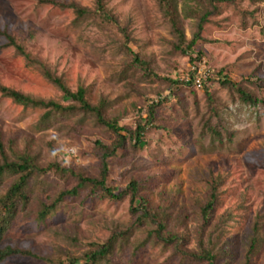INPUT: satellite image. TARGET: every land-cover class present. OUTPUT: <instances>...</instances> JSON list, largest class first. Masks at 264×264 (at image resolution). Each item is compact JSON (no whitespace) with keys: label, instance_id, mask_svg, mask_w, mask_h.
I'll use <instances>...</instances> for the list:
<instances>
[{"label":"rangeland","instance_id":"374dc122","mask_svg":"<svg viewBox=\"0 0 264 264\" xmlns=\"http://www.w3.org/2000/svg\"><path fill=\"white\" fill-rule=\"evenodd\" d=\"M93 8V0H56ZM116 23L101 26L89 18L80 23L70 10L38 0H0V88L36 100L72 102L36 66L8 46L10 35L25 52L60 77L71 92L87 88V99L109 103L106 116L123 128L126 146L109 159L107 185L118 191L131 181L142 186L152 210L167 216L166 234L184 238L183 248L217 254L216 264H245L252 228L260 224V244L250 264H264V106L239 99L234 85L264 100V3L235 0L216 5L200 39L184 54L159 0H105ZM176 6L186 41L196 33L200 11L192 0H170ZM206 1V0H201ZM126 45L148 68L137 70L125 54ZM203 67L208 73L200 89L172 86ZM226 79L230 84L223 86ZM209 93V95L207 94ZM208 96L211 102H208ZM156 110L155 129L135 146L142 110ZM42 109L24 108L0 93V135L13 161L27 153L42 165H70L90 177L99 171L94 143L110 145L114 136L81 115L42 124ZM7 176L0 195L11 185ZM74 183L53 175L32 181V194L0 242V249L19 248L35 257L14 256L0 264H60L81 257L88 245L103 244L114 233L130 231L107 264H204L174 256L170 247L150 239L153 226L133 225L129 198L120 202L90 199L85 193L67 198L43 222L36 216ZM212 185L217 204L207 223L202 209ZM202 244L200 246V243Z\"/></svg>","mask_w":264,"mask_h":264},{"label":"trees","instance_id":"16d2710c","mask_svg":"<svg viewBox=\"0 0 264 264\" xmlns=\"http://www.w3.org/2000/svg\"><path fill=\"white\" fill-rule=\"evenodd\" d=\"M192 1L196 4L197 9L200 11L201 7L203 12H201L198 17V23L196 26L197 31L193 35L192 40L186 41L179 26L176 6L173 5L170 0H159V3L163 8V14L171 24L172 33L176 39L177 47L184 54L189 53L194 44L199 41L202 27L208 17L213 14V11L216 12V5L233 3L235 0ZM250 1L254 4L264 3V0ZM38 2L43 5H51L63 10L72 11L76 23L84 22L89 18L99 19V25L104 27L116 23L114 17L106 10L105 0H93V8L90 9L80 7L76 4L64 5L58 3L56 0H38ZM209 9L213 10L212 13L209 12ZM3 36L8 41V46L12 47L16 54L23 57L26 64L38 67L47 81L64 94L72 104L69 106H63L51 100H36L14 90L1 87L0 93L3 98L10 99L14 104L24 108L44 110L45 113L43 114L44 119L42 120V124L49 121L55 114H58L60 119H66L73 115H81L83 121V119L88 117L94 121L96 127L105 129L111 133L115 140L110 145H104L99 141L94 143V148L99 152L100 165L97 176L90 177L84 172L74 169L70 165L63 166L57 162L42 166L37 162L35 157L28 155L27 153L21 154L17 156L15 160L10 161L6 156L5 147L3 146L0 135V185L5 177L11 176L13 178V181L6 192L0 195V242L4 239L6 233L11 228L17 215L22 212L28 204L32 194L30 183L39 180L41 177L53 175L64 181H70L74 183V185L70 189L61 191L49 205L41 204V208L36 216L37 222H43L56 210L58 205L63 203L67 198H76L80 196L81 193H85L86 197L90 199H98L101 201L107 200L111 202H120L125 198H129L130 214L135 218L136 222L133 227L137 224L139 226L145 224L153 226V229L147 230L148 237L154 239L158 244L164 247H170L174 256L180 257L184 261L190 263L216 264L217 260L220 258L217 254H214L210 250L206 251L202 248L197 252L185 250L183 248L185 242L184 238L176 234H166L167 216L163 212L151 209L147 197L140 195V190L142 189L140 183L137 181H131L121 191L107 185L109 159L116 156L118 151L125 148L127 140L126 137L121 134L123 128L118 125V121L116 119H109L106 116V112L109 109V103L101 99L96 105H92L87 99L88 90L83 86H79L75 92H71L60 77L54 75L42 63L32 59V57L25 52L23 46L17 44L10 35L4 33ZM122 48L125 54L131 59V65L137 70L145 71L148 68L146 62L140 60L138 55L128 49L126 45H123ZM221 84L225 86L230 83L227 82L226 79H223ZM171 85L192 87L190 84L185 83L184 80L171 83ZM233 87L242 103L252 107L264 106V100L258 99L253 93L247 91L245 88L243 89L238 85H234ZM207 94L209 95V93ZM169 100V97L165 98L161 102L150 104L144 109V111L142 110L146 115V118H140V122L142 121L143 123H138L135 129L134 138L136 147L141 145L143 135L146 131L157 128L154 126L156 110L161 108L163 102H168ZM208 102H211L209 96ZM216 204L217 197L215 195V185H212V193L202 209L204 223H207ZM130 231L114 233L103 244H89L88 250L83 253L81 257H70L67 259L66 263L60 264H107L116 245L121 242H126L124 237L130 234ZM259 232L260 224L259 222H256L252 228V238L248 253L245 256V264H250L252 256L260 244ZM201 245L202 244L200 243V246ZM14 256L35 257L30 252L19 248L5 247L0 249V263Z\"/></svg>","mask_w":264,"mask_h":264},{"label":"built area","instance_id":"2783aa9c","mask_svg":"<svg viewBox=\"0 0 264 264\" xmlns=\"http://www.w3.org/2000/svg\"><path fill=\"white\" fill-rule=\"evenodd\" d=\"M208 73L203 67L192 66L189 74L184 78V82L193 85L195 88L200 89L203 85V81L207 80Z\"/></svg>","mask_w":264,"mask_h":264}]
</instances>
